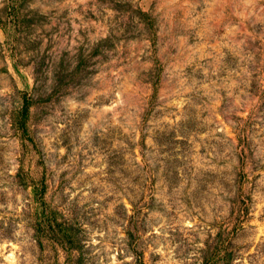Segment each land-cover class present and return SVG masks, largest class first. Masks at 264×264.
<instances>
[{
    "label": "rangeland",
    "instance_id": "374dc122",
    "mask_svg": "<svg viewBox=\"0 0 264 264\" xmlns=\"http://www.w3.org/2000/svg\"><path fill=\"white\" fill-rule=\"evenodd\" d=\"M0 264H264V0H0Z\"/></svg>",
    "mask_w": 264,
    "mask_h": 264
}]
</instances>
